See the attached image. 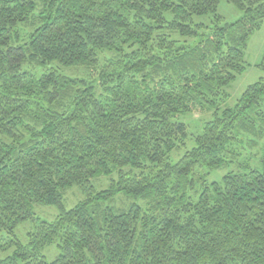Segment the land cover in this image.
I'll return each instance as SVG.
<instances>
[{
  "label": "trees",
  "instance_id": "1",
  "mask_svg": "<svg viewBox=\"0 0 264 264\" xmlns=\"http://www.w3.org/2000/svg\"><path fill=\"white\" fill-rule=\"evenodd\" d=\"M221 1L0 0V264H264V0Z\"/></svg>",
  "mask_w": 264,
  "mask_h": 264
},
{
  "label": "rangeland",
  "instance_id": "2",
  "mask_svg": "<svg viewBox=\"0 0 264 264\" xmlns=\"http://www.w3.org/2000/svg\"><path fill=\"white\" fill-rule=\"evenodd\" d=\"M218 12L220 15H222L225 18V22H233L237 19H239L242 16V11L237 9L234 5L228 3L226 0H222L218 9ZM212 15L206 16V17H198L197 20L201 22H205L210 24ZM264 52V22L260 26L259 29H257L253 35L250 38L249 45L246 48L245 53V60H246V70L241 73L237 79L227 88L228 92L230 93L229 99L226 103L222 105V107H225L227 105H233L237 98L243 93V91L249 86L250 84L256 82L262 75L263 72L259 68V63L261 62L262 56ZM68 72H70L68 70ZM72 73L74 75L82 76L83 70L82 69H76L73 70ZM262 108L264 109V99L262 102ZM212 115L210 113H206L204 115H200L198 113L195 114H189L184 117L187 123L191 125V129L193 131H198L202 127V123L206 121V119H209ZM178 155H182V153L176 154L174 153L172 157L176 158ZM224 171L217 172L214 177H219L222 175ZM68 207L72 206L75 201L82 198V193L78 191V189L74 188L73 190L69 191L68 193ZM121 201H118V204H120ZM57 209L55 207H46V206H38L36 208V213L38 216L45 218V219H53L57 214ZM33 223L31 221L24 222L20 224L16 231L15 235L23 242L26 243L27 240V233L32 228ZM12 236L7 231H1L0 230V258L6 257L7 254H10L13 247L10 244V241L12 239ZM47 256L49 259H53L56 252L58 253V250L54 247H50L47 250H45Z\"/></svg>",
  "mask_w": 264,
  "mask_h": 264
}]
</instances>
